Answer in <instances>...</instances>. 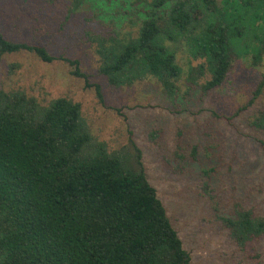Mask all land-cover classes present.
Segmentation results:
<instances>
[{
	"label": "trees",
	"instance_id": "16d2710c",
	"mask_svg": "<svg viewBox=\"0 0 264 264\" xmlns=\"http://www.w3.org/2000/svg\"><path fill=\"white\" fill-rule=\"evenodd\" d=\"M85 1L71 0L70 13ZM105 1L104 7L120 2ZM142 5L134 34L97 40L99 72L111 86L154 77L173 98L183 46L204 61L191 73L193 83L210 74L207 91L223 86L236 56L252 54L256 65L263 60L264 0ZM23 52L46 63L56 59L44 46L6 38L0 28V57ZM66 61L88 82L78 61ZM263 87L264 80L255 97ZM254 124L264 128V113ZM132 144L133 151L109 150L72 99L41 106L21 90H0V264H192ZM222 220L239 245L264 237V217L250 210Z\"/></svg>",
	"mask_w": 264,
	"mask_h": 264
},
{
	"label": "rangeland",
	"instance_id": "374dc122",
	"mask_svg": "<svg viewBox=\"0 0 264 264\" xmlns=\"http://www.w3.org/2000/svg\"><path fill=\"white\" fill-rule=\"evenodd\" d=\"M106 2L86 0L70 13L71 0H0L5 37L44 46L56 58L0 57V90H21L41 106L67 97L81 104L92 135L109 150L133 151L134 142L192 264H264V237L239 245L222 220L242 209L264 217V128L254 124L264 113V87L255 97L264 54L259 65L252 54L236 56L223 86L207 91L210 74L195 73L193 83L191 73L204 61L183 46L173 98L154 77L114 87L99 72L97 40L134 34L148 0ZM66 60L78 61L88 82Z\"/></svg>",
	"mask_w": 264,
	"mask_h": 264
}]
</instances>
